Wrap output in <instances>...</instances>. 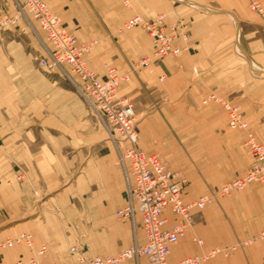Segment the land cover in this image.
Masks as SVG:
<instances>
[{
  "label": "crops",
  "instance_id": "1",
  "mask_svg": "<svg viewBox=\"0 0 264 264\" xmlns=\"http://www.w3.org/2000/svg\"><path fill=\"white\" fill-rule=\"evenodd\" d=\"M46 2L80 43H92L85 56L100 77L107 63L119 73L131 72L118 95L134 104L139 145L185 174L186 202L215 192L250 167L246 133L229 127L220 103L205 102L214 93L239 106L264 143V19L249 0ZM20 4L0 0V20L2 13L16 15ZM159 14L168 27L184 25L188 40L179 37L175 44L183 51L160 59L154 72L134 69L141 57L153 54L152 39L141 26L123 31L122 24L135 15L154 19ZM48 56L46 34L28 12L0 25V216L17 221L0 242L29 232L35 248L48 246L37 263L30 262L24 243L0 251V258L80 264L70 253L76 243L87 256L117 255L136 242L143 244L140 217L134 222L116 217L128 202L126 172L119 163L126 142L111 143L70 83L39 65ZM57 191L44 202L56 211L40 205L42 195ZM41 215L49 220H39ZM165 215L171 223L176 220L170 210ZM262 232L264 183H255L194 210L186 237L172 246L169 258L177 262L214 247L238 245L230 257L220 253L215 261L200 264H264ZM117 264L149 263L140 257Z\"/></svg>",
  "mask_w": 264,
  "mask_h": 264
},
{
  "label": "built area",
  "instance_id": "2",
  "mask_svg": "<svg viewBox=\"0 0 264 264\" xmlns=\"http://www.w3.org/2000/svg\"><path fill=\"white\" fill-rule=\"evenodd\" d=\"M123 1L128 4V0ZM249 6L264 19L263 1L249 0ZM25 11L38 21L46 34L49 56L40 59L39 65L50 72L67 65L78 77L76 82L78 91L87 99L96 115L112 126L126 142L125 149L119 154V163L126 172L128 202L116 211V217L134 222L139 216L145 238L143 244L136 242L117 255L107 256H87L80 243H76L70 247L74 261L80 264H117L145 257L149 264H198L220 253L227 255L230 248L236 249L235 245L228 248L214 247L202 255L186 257L177 262L169 258L172 246L186 237L194 210L202 211L219 197H229L250 184L264 183V143L257 140L240 107L214 93L205 100L220 103L227 113L229 127L242 129L246 133L244 144L253 156L252 164L246 172L224 183L217 192L204 194L197 200L186 202L183 197V189L187 182L185 174L182 171L171 170L158 154L146 153L139 145L134 104L129 98H121L118 95L121 84L131 79V72L119 73L115 66L108 63L105 64L104 77L94 72L85 56L92 48V43H80L78 38L63 26L61 17L49 7L46 0H21L17 14L4 15L0 25L16 22ZM164 19V14H159L154 19H144L140 15H135L122 24L123 31L141 26L152 39L153 54L141 57L133 66L134 69L144 67L152 73L160 59L182 52L183 47L176 45L175 41L179 37L183 41L188 40L184 25L168 27ZM159 79L163 80L164 75ZM167 210L176 216L173 223L165 215ZM259 238L264 239V232L260 233ZM194 240L199 245L203 244L202 239ZM22 243L30 249L32 263H37L39 256L48 250L45 243L35 248L33 235L23 232L1 241L0 251ZM0 264L25 262L21 259L6 262L0 258Z\"/></svg>",
  "mask_w": 264,
  "mask_h": 264
},
{
  "label": "rangeland",
  "instance_id": "3",
  "mask_svg": "<svg viewBox=\"0 0 264 264\" xmlns=\"http://www.w3.org/2000/svg\"><path fill=\"white\" fill-rule=\"evenodd\" d=\"M30 14V13H29ZM4 15H6V16H11V15H9L8 13H2V16L1 17H3ZM14 16V15H13ZM40 60V59H39ZM53 72V71H52ZM55 73H53V75H56L57 77H59V78H62V79H65V81H67V82H69L70 83V85H71V88L73 89V90H75L76 92H78V94L81 96V98L83 99V101L85 102V104H86V106L88 107V109L91 111V113H93V115L94 116H96L98 119H99V122L101 123V126H102V128H103V130H104V133H105V135L107 136V138H108V140L111 142V143H113L114 145H116V147H118V145L120 144V143H122V142H124V140L122 139V137L117 133V132H115V130H114V128L112 127V126H110V125H108L105 121H102L97 115H96V112L94 111V109L91 107V105H90V103L87 101V99H85V97L83 96V95H81L80 94V92L78 91V87L76 86V82H77V80H78V77L74 74V73H72L71 72V70H70V68L67 66V65H65V66H62V67H60L59 69H57L56 71H54ZM50 74H52V73H50ZM136 120H137V117H136ZM126 147V146H125ZM125 147H124V149H125ZM123 149V150H124ZM168 164V163H167ZM246 170V169H245ZM244 170V171H245ZM247 171V170H246ZM245 171V172H246ZM244 173V172H243ZM235 177V176H234ZM233 178V177H232ZM231 178V179H232ZM226 183V182H225ZM224 184V183H223ZM222 183L221 184H219L217 187V189H215L214 191L215 192H217L218 190H219V188L223 185ZM249 186V185H248ZM247 186V187H248ZM246 187V188H247ZM244 189H242V190H239V191H237V192H240V191H243ZM237 192H235V193H237ZM214 193V192H213ZM56 194H58V191L57 192H53V193H50V194H47V195H42L41 196V198H40V200H39V203H40V205L42 206L43 205V207H45V208H47V209H49V210H51V211H56V209L54 210L53 209V207H50V208H48V205H46V203L44 204V202L46 201V200H48L49 198H52V197H54ZM46 210V209H45ZM57 212L59 213V211L57 210ZM61 216V215H60ZM59 216V217H60ZM45 219V221L46 220H49V217H48V215H46L45 217H43L42 215L39 217V220H44ZM6 219H4V217H1L0 216V238L2 237L1 235H3L4 233H6V231H4L5 229H7V228H9V227H12V226H14L15 225V223L17 222L16 220H12V221H5ZM60 220L62 221L63 219H62V216L60 217ZM139 225L137 224V227H138ZM4 231V232H3ZM2 232V233H1ZM16 235H18V233H13V234H11V236H9V237H14V236H16ZM7 239V238H6ZM263 241H264V239H263ZM239 246L238 245H236V249L238 248ZM236 249H232V248H230L229 249V253L226 255V254H224L222 257L225 259V258H228V257H230V255H232L235 251H237ZM216 259L215 258H210V259H208V260H206V261H201V262H199V264L200 263H205V262H209V261H215Z\"/></svg>",
  "mask_w": 264,
  "mask_h": 264
},
{
  "label": "bare ground",
  "instance_id": "4",
  "mask_svg": "<svg viewBox=\"0 0 264 264\" xmlns=\"http://www.w3.org/2000/svg\"><path fill=\"white\" fill-rule=\"evenodd\" d=\"M183 51V50H182ZM175 56H177V55H175Z\"/></svg>",
  "mask_w": 264,
  "mask_h": 264
}]
</instances>
